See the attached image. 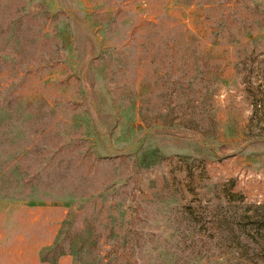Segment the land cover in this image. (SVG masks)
<instances>
[{
	"label": "rangeland",
	"instance_id": "obj_1",
	"mask_svg": "<svg viewBox=\"0 0 264 264\" xmlns=\"http://www.w3.org/2000/svg\"><path fill=\"white\" fill-rule=\"evenodd\" d=\"M0 264H264V0H0Z\"/></svg>",
	"mask_w": 264,
	"mask_h": 264
}]
</instances>
